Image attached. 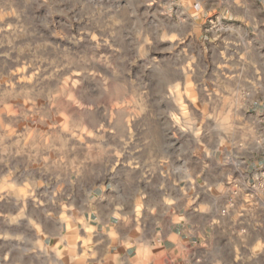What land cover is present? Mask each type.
<instances>
[{
    "label": "clouds",
    "instance_id": "obj_1",
    "mask_svg": "<svg viewBox=\"0 0 264 264\" xmlns=\"http://www.w3.org/2000/svg\"><path fill=\"white\" fill-rule=\"evenodd\" d=\"M0 264H264V0H0Z\"/></svg>",
    "mask_w": 264,
    "mask_h": 264
}]
</instances>
